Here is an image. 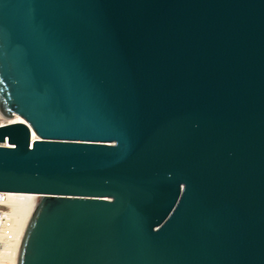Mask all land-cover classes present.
I'll return each instance as SVG.
<instances>
[{"label": "water", "instance_id": "obj_1", "mask_svg": "<svg viewBox=\"0 0 264 264\" xmlns=\"http://www.w3.org/2000/svg\"><path fill=\"white\" fill-rule=\"evenodd\" d=\"M14 264H264V0H0Z\"/></svg>", "mask_w": 264, "mask_h": 264}, {"label": "built area", "instance_id": "obj_2", "mask_svg": "<svg viewBox=\"0 0 264 264\" xmlns=\"http://www.w3.org/2000/svg\"><path fill=\"white\" fill-rule=\"evenodd\" d=\"M34 196L37 195L23 192L4 193V191H0V264H7L6 258L3 256V251L7 248L9 241L12 240L14 235L11 212L14 210L15 205H21L26 200L32 201L34 200Z\"/></svg>", "mask_w": 264, "mask_h": 264}, {"label": "bare ground", "instance_id": "obj_3", "mask_svg": "<svg viewBox=\"0 0 264 264\" xmlns=\"http://www.w3.org/2000/svg\"><path fill=\"white\" fill-rule=\"evenodd\" d=\"M15 118V119H13ZM13 121H20V117L18 116H13L12 117ZM31 196V195H28ZM33 197V196H31ZM32 204V201H25V203H22L21 205H15L14 210L11 212V216L13 218V238L12 240L9 241V245L7 248L4 249V254L3 256L6 258L7 264H14L15 261V256L14 254L16 253V241L18 240V236L20 235L21 232V227L23 226V222L26 218V213H28L30 206Z\"/></svg>", "mask_w": 264, "mask_h": 264}, {"label": "rangeland", "instance_id": "obj_4", "mask_svg": "<svg viewBox=\"0 0 264 264\" xmlns=\"http://www.w3.org/2000/svg\"><path fill=\"white\" fill-rule=\"evenodd\" d=\"M13 119H15V118H13ZM12 118L11 119H2L1 117H0V123H2V124H4V122H6V121H10V120H13Z\"/></svg>", "mask_w": 264, "mask_h": 264}]
</instances>
